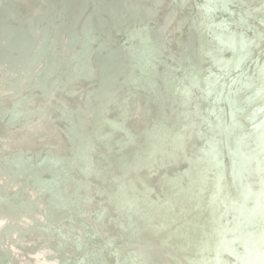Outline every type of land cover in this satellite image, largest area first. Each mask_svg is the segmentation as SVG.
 Wrapping results in <instances>:
<instances>
[{"label":"water","instance_id":"water-1","mask_svg":"<svg viewBox=\"0 0 264 264\" xmlns=\"http://www.w3.org/2000/svg\"><path fill=\"white\" fill-rule=\"evenodd\" d=\"M1 4L5 5V1L2 0ZM118 18L127 22L124 16ZM103 22L104 26L113 25L108 21ZM129 26L130 23L124 25L126 29ZM104 32L102 30L100 35ZM168 33H171L173 41L178 33L177 28H170ZM20 34L23 36L17 41L13 40L11 47L0 44L2 56L18 58L22 56V51L30 52L42 40L37 28ZM23 40L28 43L24 45ZM109 48L113 47L106 49ZM83 49L86 51L84 56L92 54L87 47L83 46ZM123 51H127V48H123ZM118 55L120 65L112 71L97 67L93 62L87 66L81 63L87 58L82 60L80 57L81 61L77 64L87 70L82 74L80 71L75 73L73 66L63 67L58 59L40 58L39 63L43 62L48 77L35 82L32 89L27 90V97L42 104L43 114L38 117L34 115L35 111L29 104V112L21 114L23 108L16 98L14 104L5 103L2 104L3 108L0 107L7 117L2 118L0 113V264H244L247 256L225 252L224 239L212 242L211 246L205 248L203 239L209 241L213 235L199 230L198 220L207 214L212 220L214 216L222 228H230L225 231L232 236L231 240L227 239L228 248L235 240L244 245L253 240L260 241V230H256L255 234L244 232L245 229L237 230L244 221L247 222L248 217V222L253 218V213L248 216L245 209L247 195L253 202L256 195L241 190V180L237 175L240 173H236L231 158L242 152L243 159L247 153L235 149L229 155L226 145L218 142L219 138L204 137L203 127L207 125L213 129L214 122L223 140L228 134V126L219 123L220 115H210L205 111L208 95L203 93L199 102L204 113L193 110L194 113L189 114L182 107L173 115L172 107L179 103L167 101L164 95L150 87H131L133 83L129 84L121 78L123 73L130 75L132 71H127L124 56ZM79 56H83V53ZM141 65H135V68L139 70ZM146 65L148 68L149 64ZM168 67L171 68V64ZM148 69L152 70L150 67ZM228 70L231 73L233 69ZM148 75L150 82L162 77V74L160 77L157 75V71ZM220 76L209 78L205 73L196 78L205 85L210 80L216 81L218 86L223 81ZM253 79L258 84V79ZM125 88V94L139 92L141 96L138 98L142 101L136 102L137 113L128 130L115 119L107 118L106 111L114 100L100 96L103 94L107 97L108 93L119 92L124 94ZM241 88L239 85L235 90L240 91ZM1 93L4 94L3 88ZM259 94L264 95V88L256 89L253 94L249 92L247 96L250 98ZM144 110L146 114H143ZM12 111L15 119L11 118ZM214 111H217V107ZM93 115L98 118L102 116L103 120L96 122ZM149 119L153 121L150 123L154 128L147 134H151V140L145 146V124ZM69 120L77 124L72 129L79 135L80 145L77 147L71 142ZM170 120L179 128V136L187 134L185 145L190 139L199 144L192 155L183 146L184 143H172L171 130L162 126L170 123ZM197 122L202 123L201 127ZM133 125L136 128L132 129ZM120 139L126 145L118 142ZM209 140L213 143H209ZM36 152L43 156L38 161ZM22 158L39 164L37 169L30 167L34 170L26 174L28 181L15 177L16 170H12L13 167L7 163ZM42 160L46 163L40 162ZM56 161L59 168H51ZM68 165H71L73 172L65 189L60 182L62 177L55 182L59 173L49 171L57 169L65 172L69 170ZM225 180L231 184L224 187ZM91 182L96 183L97 188ZM70 183L76 186L72 192L68 189ZM259 184L261 186V181ZM261 190H264L262 186ZM58 191L60 196L57 195ZM82 193L85 198L80 196ZM220 194L222 199H219ZM165 195L172 198V205H165ZM99 196L101 200H98ZM50 198L54 209L59 207L60 212L47 211L49 205L43 209V203ZM72 198L77 200L76 207L81 206L84 213L72 212ZM130 199L134 200L132 211L126 210ZM35 202L42 207H37ZM210 207H217L218 214L211 213ZM256 217L260 218L258 214ZM191 226L196 229L193 237L189 230ZM108 227L120 238L106 242L110 238ZM89 228L103 233L104 237L101 236L92 246L84 247L83 242L80 243L82 233L89 235ZM200 238H203L201 245L196 246L195 240Z\"/></svg>","mask_w":264,"mask_h":264},{"label":"bare ground","instance_id":"bare-ground-1","mask_svg":"<svg viewBox=\"0 0 264 264\" xmlns=\"http://www.w3.org/2000/svg\"><path fill=\"white\" fill-rule=\"evenodd\" d=\"M4 1L5 5L1 4L2 0H0V44H6L9 47L10 44H14L13 40L17 41L18 38L23 36L20 33L27 34L35 28L40 30L42 40L30 52L22 51V56L19 55L18 58L2 56L3 50L0 49V107L5 103L14 104L13 101L16 98L21 102L19 105L23 108L21 114L29 112L28 104L33 107L34 115L38 117L39 114H43L42 104L36 99L35 101L27 97V90L32 89V86L38 81L45 80L48 77V73H45L43 68V62L39 63L40 58L44 60L58 59L62 62L63 67L64 65L73 66L75 67V73L80 71L82 74L83 72L87 73V70L80 68L77 64L81 61L80 57H82V60L87 58L86 61H89V63L85 60L81 62L87 66L92 65L93 62L97 67L100 66L102 69L106 68L112 71L120 65L118 63L120 55L118 54H121L124 56L126 66H128L127 71H132L130 75L123 73L120 75L121 78L127 80L129 84L133 83L130 84L131 87H135V85L150 87L153 91L164 95L167 101L179 103L172 107L174 109L173 115L179 112L182 107L189 114L194 113L193 110L204 113L203 108L199 105L204 93V95L209 96L206 97L208 106L204 107L205 111L210 115L218 113L220 115L219 123L228 126V134L224 140L223 135L220 136L217 130L216 122H214L213 129H210L207 125L203 127L204 137L217 138V140L219 138L218 142H223L226 145V151L229 155L235 149H242L247 153L243 156V159L242 152L235 158L230 156L232 157L231 164L233 163L232 166L235 168L236 173H240L237 175L239 181L241 180L239 182L241 190L256 195L255 202L247 195L248 203L245 209L248 216L249 213H253V218L248 222V217L247 222L244 221L243 225L237 230L245 229L244 232L247 231L253 234L256 230H261L260 218L256 216L258 214L260 217L261 193L264 192V190L259 191L261 186L264 189V144L261 143L260 139L261 136H264V95L259 94L249 98L247 94L249 92L253 94L256 89L264 88V0ZM118 16L126 17L127 22L122 21V19L118 20ZM103 21H108L115 26H104L102 23L105 22ZM128 22L130 26L129 29H126L124 25H128ZM170 28H173V30L177 28L178 31L173 41H171V33H168ZM97 29L106 32L100 35L101 31ZM86 39H89V41ZM130 39L134 40L130 41ZM153 41L154 43H152ZM25 43H28V41L23 40L24 45H26ZM83 46L87 47L90 52L92 51L89 57L84 56L86 51ZM108 46L113 48L107 50ZM123 48H127V51H123ZM105 49L106 51H104ZM81 52L83 56H79ZM140 63L142 65L139 71L135 68V65ZM147 63L152 69L151 71L148 69L149 67L147 68ZM170 64L171 68L168 67ZM77 66L78 68H76ZM229 68L233 69L231 73L228 70ZM154 71H157L159 77L162 74L161 80L158 78L156 82H150L151 77L148 74ZM179 71L181 74H179ZM205 73L208 74L209 78L221 75L220 77L223 78L222 83L216 86V81L210 80L205 85L201 79L196 78L198 75L202 77ZM163 77H166V79H162ZM253 77L258 79V84H256ZM251 80L253 81L251 82ZM15 85H17L16 88H14ZM239 85L242 88L240 91H236L235 89ZM1 88H3L4 94L1 93ZM123 91L124 94L119 92L108 93L107 97L103 94H100V96L101 98L114 100V104L112 103V106L110 105L106 111L107 118L115 119L122 128L128 130L132 125V118L137 113L135 110L136 102L142 101L138 98L141 96L138 95L139 92L125 94L127 88ZM11 92L15 94L12 95ZM225 94L229 96H225ZM64 100L69 105L67 99L64 98ZM216 107L217 111H214ZM0 113L2 118L7 119L3 112L0 111ZM10 114L12 119L16 118L13 116V111ZM143 114H146L145 110ZM93 118L96 122L103 120L102 116L98 118L93 115ZM147 122L145 124L147 125L145 146L151 140V138L149 139L151 134H147L154 128L150 123L153 122L152 120L149 119ZM69 123L71 126L69 132L71 142L77 147L80 145L79 135L72 131L76 123L74 124L72 120H69ZM197 124L199 127L202 125L201 122H197ZM162 126H167L171 130L174 138L172 143H184L183 146L187 148V151L189 150V154H193L195 146L199 144L190 139L185 145L188 136L187 134L184 136L177 134L179 128L175 127L174 121L171 122L170 120V123H165ZM134 128H136L135 125L132 129ZM166 140H169V138ZM118 142H121L123 146L126 145L122 142V139ZM218 142L216 143L218 144ZM209 143H213V141L209 140ZM36 153V160L38 161V158L43 156L38 152ZM30 161L27 158H22L7 163L13 167L12 170H16L15 177L28 181L26 174H29L30 170L37 169L36 167L39 165L34 162L30 163ZM40 162L46 163L43 160ZM54 163L56 166L52 164L51 168H59V162ZM31 166L35 168L31 169ZM67 167L69 170L65 172L57 169L49 171L55 172L57 175L59 173L55 178V182H58L59 178L62 177L60 182H62L65 189H67V180L71 178L73 172L71 165ZM91 183L97 188L96 183ZM223 183L224 187L231 184L227 180ZM87 184H89L88 179ZM75 187L74 183H70L68 189L72 192ZM83 194H80V196L85 198ZM57 195L60 196V191L57 192ZM120 196L124 197L122 194ZM165 197V205H172V198L167 195ZM101 199L99 196L98 200ZM219 199H222L221 194ZM133 203L134 200H128L129 207L126 210L132 211ZM35 204L37 207H42L36 202ZM71 204L73 213L85 212L81 206L76 207L77 200L75 198H72ZM47 205H49L47 211L60 212L61 210L59 207L54 209L51 198L43 203V209ZM117 209L119 212L121 211V209ZM209 210L211 213L218 214L217 207H210ZM213 219L207 214L204 218H199L198 229L213 235V238L208 239L209 241L203 238L195 240L196 246L201 245L202 239L205 248L211 246L212 242L223 241L224 239V242H222L223 249L229 255H234L233 252H237L238 255L243 254L248 257L249 250L253 252L259 250L260 243L254 240L246 245L235 240L231 248L230 246L228 248L229 242L227 239L231 240L232 236L229 235L230 232L226 233L225 231L230 230V228H222L221 225H218L214 216ZM193 226L196 227L197 224L194 223ZM194 227L189 228L192 237L196 235ZM92 228L88 229L90 231L89 235H83L82 233L80 243L83 242L84 247H90L93 243L98 242L101 236L104 237L103 233H99V231ZM108 231V237L110 238L107 240L103 238L106 242L110 243L117 240L114 238H120L112 228L108 227ZM83 246L82 248H84Z\"/></svg>","mask_w":264,"mask_h":264},{"label":"snow or ice","instance_id":"snow-or-ice-1","mask_svg":"<svg viewBox=\"0 0 264 264\" xmlns=\"http://www.w3.org/2000/svg\"><path fill=\"white\" fill-rule=\"evenodd\" d=\"M261 143L264 144V136H261ZM262 201L260 205V248L253 252L249 250L248 257L245 258L244 264H264V192L261 193Z\"/></svg>","mask_w":264,"mask_h":264}]
</instances>
